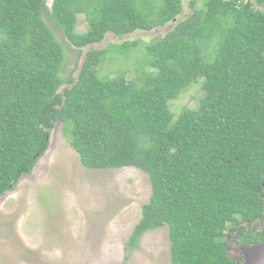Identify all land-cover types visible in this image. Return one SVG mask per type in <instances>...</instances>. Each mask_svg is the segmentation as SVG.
<instances>
[{"label": "trees", "instance_id": "16d2710c", "mask_svg": "<svg viewBox=\"0 0 264 264\" xmlns=\"http://www.w3.org/2000/svg\"><path fill=\"white\" fill-rule=\"evenodd\" d=\"M182 9L181 0H53L50 11L46 0H0V197L32 173L62 122L85 168L148 175L152 196L128 248L163 226L171 264H236L234 228L244 246H264V228L241 226L264 219V0H207L145 46L152 71L140 84L99 76L107 49L90 52L66 81L65 49L45 20L82 49L108 33L165 26ZM198 83L199 106L176 116L169 103Z\"/></svg>", "mask_w": 264, "mask_h": 264}, {"label": "rangeland", "instance_id": "374dc122", "mask_svg": "<svg viewBox=\"0 0 264 264\" xmlns=\"http://www.w3.org/2000/svg\"><path fill=\"white\" fill-rule=\"evenodd\" d=\"M206 1L181 0L182 13L165 26L122 37L108 33L102 43L82 49H76L45 16L67 55L63 78L76 80L87 55L107 49L97 68L99 76L140 84L142 73L152 71L144 65L149 59L145 46L166 37ZM52 3L46 0L49 11ZM86 11H77L78 33L88 30ZM125 42L139 45L119 50ZM206 53L210 55L211 49ZM70 87L65 84L61 92ZM202 96V83L194 84L169 103L170 109L176 116L184 109H195ZM49 141L32 173L0 197V264H171L168 226L147 232L136 247L128 248L143 205L152 196L148 175L135 167L85 168L62 122L55 124ZM241 226L262 231L264 219ZM227 235L228 254L236 264H264V246H244L237 228Z\"/></svg>", "mask_w": 264, "mask_h": 264}]
</instances>
